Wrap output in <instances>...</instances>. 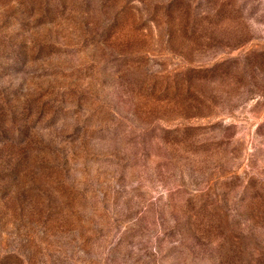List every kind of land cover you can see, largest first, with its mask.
I'll return each mask as SVG.
<instances>
[{
    "label": "rangeland",
    "instance_id": "rangeland-1",
    "mask_svg": "<svg viewBox=\"0 0 264 264\" xmlns=\"http://www.w3.org/2000/svg\"><path fill=\"white\" fill-rule=\"evenodd\" d=\"M0 246L264 264V0H0Z\"/></svg>",
    "mask_w": 264,
    "mask_h": 264
},
{
    "label": "trees",
    "instance_id": "trees-1",
    "mask_svg": "<svg viewBox=\"0 0 264 264\" xmlns=\"http://www.w3.org/2000/svg\"><path fill=\"white\" fill-rule=\"evenodd\" d=\"M3 248V246H0V252ZM5 251V255L1 258V262H3V264H18L17 262H19V258H15L14 254H12L14 252H11L10 250Z\"/></svg>",
    "mask_w": 264,
    "mask_h": 264
}]
</instances>
